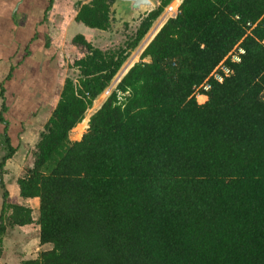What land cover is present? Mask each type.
Instances as JSON below:
<instances>
[{
  "label": "trees",
  "instance_id": "obj_1",
  "mask_svg": "<svg viewBox=\"0 0 264 264\" xmlns=\"http://www.w3.org/2000/svg\"><path fill=\"white\" fill-rule=\"evenodd\" d=\"M172 1L109 48L72 37L77 78L64 80L17 179L18 198L39 199L35 222L2 195L0 245L34 223L49 246L22 264H264V0H181L69 138ZM113 2L81 4L75 21L110 33ZM236 45L240 61L225 60L232 73L209 80L199 103L195 87Z\"/></svg>",
  "mask_w": 264,
  "mask_h": 264
},
{
  "label": "crops",
  "instance_id": "obj_2",
  "mask_svg": "<svg viewBox=\"0 0 264 264\" xmlns=\"http://www.w3.org/2000/svg\"><path fill=\"white\" fill-rule=\"evenodd\" d=\"M88 1L0 0V180L4 186L0 184V211L4 189L10 197L22 200L20 203L25 206L39 203L36 197L18 198V172L26 159L25 153L36 144L39 132L49 118L63 85L58 47L62 48L58 46V37L69 39L68 45H72L74 35L82 34L88 39V34L97 30L75 21L79 5ZM180 3L181 0H173L172 5L178 7ZM110 11L108 30L111 32L103 33L112 34L114 29H119L117 32L120 33L126 24H135L139 17H132L125 12L116 13L112 6ZM54 24L59 28H53ZM11 149L12 154L4 159ZM7 181L11 189H8ZM25 227L36 228L32 237L28 235L20 242L22 246L31 247V253L34 254L32 257L41 249L49 248L48 245L39 244L38 227L33 223L8 228L2 242L15 248L16 242H10L9 232ZM3 255L1 253L0 264H19L15 259L10 261L12 256L6 259Z\"/></svg>",
  "mask_w": 264,
  "mask_h": 264
},
{
  "label": "rangeland",
  "instance_id": "obj_3",
  "mask_svg": "<svg viewBox=\"0 0 264 264\" xmlns=\"http://www.w3.org/2000/svg\"><path fill=\"white\" fill-rule=\"evenodd\" d=\"M152 1L155 4L158 3V0H152ZM172 3H173V1H172ZM172 3H171V5H172ZM176 4H177V1L175 2L174 5L176 6ZM172 7H173V5H172ZM163 15H164V13H163ZM163 15H161L157 19V21L154 23V25L149 30L147 35L143 38V40L139 43V45L131 52L130 56L127 58L126 62L123 64V66L121 67L119 72L116 74V76L113 78V80L111 81L109 86L106 88V90H111L115 86V84H117V82L123 76V74L129 69V67H131L135 62L139 61L140 53L142 52L144 47L152 39L155 31L159 28V26L166 21L167 16L166 17H162ZM64 24L65 23L63 22V25ZM53 28H59V26H55V24H54ZM118 30L115 31V29H114L112 34L105 33V32L103 33L102 31L94 30V31H91L90 34H88L87 37H88V39L90 41L93 42V44L95 46H97L99 48L106 49V48H109V47H111L113 45H116L117 43H121L125 39L123 36H121V34H119L117 32ZM116 33H118V34H116ZM69 43H70L69 39L59 38L58 37V44H59L58 46H61V48H62V49H60V47H58L59 48L58 51L60 52V56H61V64H62V71H63L64 80L66 78H68V77H71L73 79L77 78V76H76L77 71L74 68H71L70 66L72 65L73 61L76 58L81 57V54H80L79 50L73 45H68ZM71 46H73V47H71ZM107 96L108 95H106V91H103L102 94H100L96 98V100L93 101V104H92L91 108H89L86 111L84 119L82 120L83 123H80V124L77 125V126H82L81 130L79 131L78 129H76L77 126L75 128H73L71 130L70 134H69L70 140L74 141V140H78V139H80L82 137V135L86 132V129L88 127L89 117L93 114V112H95L101 106V104L103 103V101L105 100V98ZM202 100H203V98H199V102H202ZM34 146H33L32 149H30L28 151L27 154L25 153L26 159L24 161V164H22V166L19 169V172H18L19 176H21L25 172L27 167L32 165L33 156L31 155V152H33ZM7 186H8V189H11L10 182H8V181H7ZM9 198L14 200L13 199L14 197H10L9 196ZM17 201L21 202L22 200L21 201L17 200ZM20 204H22V203H20ZM30 206H31L30 207L31 210H33L31 216H32V218H33V220L35 222V220L37 219L38 214H39V210H38L39 209L38 208L39 207V203L38 204H34V205H30ZM34 225L36 226V224H34ZM14 230L13 231L10 230L8 236H10L9 237L10 242L12 240L16 242L15 248H12V247H10V245L4 244L2 242L1 245H0V247L2 246V249H1L2 252L1 253H2V255L4 253L3 256H6V259H9V257L12 256L10 261L15 259L17 261L16 263L22 264V261L24 259L31 258L32 256H34V254L31 253V247L30 246H27V245L26 246H24V245L22 246L20 244V242L23 241L24 238L27 237L28 235L30 237H32L31 234H33V233L35 234L36 233L35 232L36 228H34V227H29V228L25 227L24 229L17 228V229H14ZM11 235H13V236H11ZM41 250H43V249H41Z\"/></svg>",
  "mask_w": 264,
  "mask_h": 264
},
{
  "label": "built area",
  "instance_id": "obj_4",
  "mask_svg": "<svg viewBox=\"0 0 264 264\" xmlns=\"http://www.w3.org/2000/svg\"><path fill=\"white\" fill-rule=\"evenodd\" d=\"M178 12V7H175L172 5H169L164 12V15L162 17H174ZM166 18V19H167ZM244 53V49L240 47L239 45H236L229 53L228 55L224 58L223 61H221L210 73L208 78L204 80L200 85L196 86L194 89V97L196 100L199 102V98H203L202 102L203 103L206 100V95L205 92H207L211 85L209 80H214L217 82H223V80L228 77L232 73V69L225 63L226 59L231 60L232 62H239L241 55ZM106 95L109 94L110 90H105Z\"/></svg>",
  "mask_w": 264,
  "mask_h": 264
},
{
  "label": "water",
  "instance_id": "obj_5",
  "mask_svg": "<svg viewBox=\"0 0 264 264\" xmlns=\"http://www.w3.org/2000/svg\"><path fill=\"white\" fill-rule=\"evenodd\" d=\"M114 8L116 13L125 12L132 17H138L153 10L155 6L151 0H114L112 9Z\"/></svg>",
  "mask_w": 264,
  "mask_h": 264
},
{
  "label": "bare ground",
  "instance_id": "obj_6",
  "mask_svg": "<svg viewBox=\"0 0 264 264\" xmlns=\"http://www.w3.org/2000/svg\"><path fill=\"white\" fill-rule=\"evenodd\" d=\"M82 126H77L76 129H78L79 131L81 130Z\"/></svg>",
  "mask_w": 264,
  "mask_h": 264
}]
</instances>
